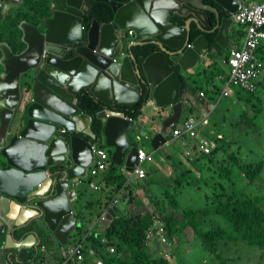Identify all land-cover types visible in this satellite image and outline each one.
Instances as JSON below:
<instances>
[{
  "label": "water",
  "instance_id": "1",
  "mask_svg": "<svg viewBox=\"0 0 264 264\" xmlns=\"http://www.w3.org/2000/svg\"><path fill=\"white\" fill-rule=\"evenodd\" d=\"M18 1L0 0V19L5 7ZM95 1L112 6L110 21L93 18L85 29L84 16L91 13L92 0H49L50 13L40 18L41 26L27 19L18 23L20 50L0 41V154L5 160L0 166V198L8 200L9 211L17 205L36 211L34 216H41L64 245L79 224L70 204L75 193L69 189L71 179L84 175L94 159L93 142L80 132L94 134L91 116L80 110L78 93L88 90L113 107L98 113L104 122L103 134L113 147L112 160L131 166L137 149L128 133L134 121L116 108L136 106L146 86L155 107L172 105L173 113L161 121L162 131L152 138L153 146L166 142L183 109L175 64L183 74L200 62L202 52L209 55L224 47L234 20L231 11L238 10L244 0ZM209 12L215 14L214 25ZM173 15L186 17L184 24L173 21ZM191 23L201 31L192 40ZM125 28L134 30L132 44L150 38L157 45L141 63L134 53L114 61L124 48L120 32ZM55 165H59L56 170H50ZM125 209L123 195L109 207L100 228ZM11 221L15 226L23 223L17 218ZM28 235L31 238L26 241H17L8 233L5 246L9 248L4 251L28 258L37 234Z\"/></svg>",
  "mask_w": 264,
  "mask_h": 264
},
{
  "label": "trees",
  "instance_id": "2",
  "mask_svg": "<svg viewBox=\"0 0 264 264\" xmlns=\"http://www.w3.org/2000/svg\"><path fill=\"white\" fill-rule=\"evenodd\" d=\"M23 5L27 11L29 10L28 12L25 11ZM49 8V0H23L21 8H13L9 10L3 21L2 28L4 30L11 31L13 25H15L16 28H13L15 32L11 34L12 36H17L20 29L18 23L22 19L30 20V15L35 16V14H31L34 11H37L40 15H46L49 13ZM113 15V8L109 3L106 1L93 0L91 13L85 17V27H89L93 18H97L100 21H110ZM174 19L180 24L184 22L183 18L175 17ZM199 32V29L192 24V38H194ZM210 43L215 44L213 37ZM156 49V44L150 40H145V42L141 44L132 45L129 51H132L135 54L138 62H142L148 54ZM232 49L233 45L226 43L224 47H219L218 52L211 53L209 55L222 54L224 57H227L231 54ZM220 68L226 76L229 75V70L225 64ZM180 76L182 79L180 94H182L190 88V83L188 82V74H181ZM23 84H26L25 81H23ZM147 96L148 91L146 86H144L142 99L136 106H120L116 109L125 111L127 115L133 118H138L142 114V108L147 101ZM236 96L239 97L247 107L252 109V116H248L246 111H242L244 120L250 124L252 129L259 127V122L255 119L264 113V92L248 93L238 88ZM226 100L227 99L223 100L221 106L224 105ZM78 104L80 110L91 116V126L94 134L85 135V137L92 140L94 143H101V145L104 146L100 138L104 128V122L98 116V113L107 107L106 104L88 90H81L78 93ZM252 133L254 136H257L255 132H250L246 134L247 137L251 136ZM185 138L186 140L183 145L188 149L191 144H194L197 140L196 137L189 138L187 135ZM226 139V137L222 140L218 138L216 139L218 142L217 149L219 150H214L212 154L203 153L197 154L196 156L191 154L193 165L199 172L201 171V176L199 177L195 187L205 189V192L207 190V205L203 208L193 209L189 212L184 210L178 214V205L172 200L171 203L173 209L165 211L163 205L157 202V208L156 210H153V212L163 217L171 236L183 232L186 226L191 225L208 248L213 251H215L214 247L216 244L221 240L236 242L243 241L264 250V189L262 190L259 188V193L250 194L249 191L245 190L242 186V177H244L247 182L252 183L248 185H259L260 183H264V159L260 158L261 160L256 162H241L238 159L239 155L237 153L232 151L229 152L225 149L227 145V141H225ZM172 146L173 154H170L171 156L175 155V157L178 158L180 162L178 169L181 174L185 176H191V174H194L193 168L190 165H187L180 156V148L175 145ZM195 147L197 148L196 145ZM216 153H224L225 158L234 160L235 167L238 170L236 179L231 178L229 174L226 173L230 169L228 166L229 163L225 165L227 161H225V163L219 161V158L216 157ZM58 166L59 165H55L54 167L57 168ZM110 168L111 179L109 180L108 185L113 186L114 191L124 188V192L127 196V204L129 205L134 201L135 197L132 195L129 186L125 185L127 178L119 171L120 166L114 163V161H111ZM221 178L226 180V182L219 180ZM91 179V177H88L86 183H89ZM180 185L183 186L184 183H181ZM228 186L230 193L229 191L227 192ZM151 212L152 211L145 209L143 213H140L137 216H131L130 213L125 212L123 215L114 216L111 222L104 229H93L94 233L99 234V237L94 238V236H92L91 242H94L95 245H100V238L106 237L110 243L114 244L116 247V252L112 254H107L105 256L101 253V256L104 257V262L102 264H172L174 262L172 257H154L151 255L148 246L144 244V232L148 224L151 222ZM210 213L219 215L220 224L214 222L210 228L204 229L203 224L206 223V221H204L203 216ZM36 217L40 218L37 225H26L25 229L27 232L34 231L39 235L40 240H38L39 244H36L37 248H33L30 256L26 259H20L15 252H7L6 254L9 259L17 264H42L41 243L46 242H43L44 229L42 227H45V225L41 216ZM181 217L185 220L183 225L180 221ZM37 226L40 227L41 230ZM86 231H88V229L85 228V225H79L76 228V232L78 234H83ZM46 239L49 244L50 239ZM59 244L62 246L61 243ZM64 261L65 259L61 260V262ZM64 264H70V262H65ZM71 264L88 263L86 261L78 262L76 260H71Z\"/></svg>",
  "mask_w": 264,
  "mask_h": 264
},
{
  "label": "crops",
  "instance_id": "3",
  "mask_svg": "<svg viewBox=\"0 0 264 264\" xmlns=\"http://www.w3.org/2000/svg\"><path fill=\"white\" fill-rule=\"evenodd\" d=\"M22 4H23V0L12 4L10 7H5L4 18L0 19V41H7L13 44L14 48L17 50H20L19 48L21 44H19V38L21 37L22 31L19 29L18 35L12 36L11 33L15 32L14 29L16 28V26L13 25L11 31L4 30L2 26H3V21L6 18L9 10L13 8L19 9L22 7ZM32 14L35 15L37 14L39 16L37 11L32 12ZM29 21L33 22L32 19H30ZM42 23L43 21L41 20L40 24L38 25L41 26ZM233 33H234V37L231 39V42L236 40L237 45L241 47V44L244 43L245 28L241 26V28L238 29L237 31L233 29ZM238 40H240V43L238 42ZM0 56H1V51H0ZM257 56L264 65V38L260 42V46L257 50ZM222 57H224L222 54L210 55L208 56V58L205 60L204 63H199L196 67L192 68L189 71L190 75L188 80L192 84V87L189 88V91L187 93L199 97L197 106L194 107L195 110L193 112V114L197 117L201 116L202 109H204L207 106V100L201 98L198 94V91L200 89H204L206 95L209 98L214 99L216 94V91L214 89L216 88V84H218L216 77L219 74H223V76L225 75L220 68L222 67V65L217 62V58H222ZM211 62L215 64L210 65ZM1 68L2 67L0 65V69ZM224 78L225 80H228V77H226V75ZM256 80H264V72L261 73ZM231 95L235 96V92L232 91ZM225 98L226 97H222L219 100L217 107L211 113V121H210V126L215 127L219 131L221 130L223 132H224L223 124L228 121L224 119V114L219 116L218 119H215V114ZM140 118L141 119L139 123V128L142 134H148L151 132L150 129H152L153 126H158L155 122L152 121V119L148 115H143ZM80 132L85 134H90L82 130H80ZM128 137L132 142L134 141L133 133H131ZM101 139L102 142L106 144L104 135H102ZM158 153H159V157L158 156L155 157V160L153 162H147L146 164L148 176L144 180L140 179L143 185L140 187L139 180L136 178L132 179V183H131L132 194L137 198L139 196H142V199L138 198L136 201L130 203L128 205V210L135 209L137 204L139 203H144L143 207L145 208L139 209L137 211H143L145 209L153 210L154 208H156L155 201H157L161 205H163L165 211H169L173 209L171 203V201L173 200L178 205L179 209H177V213L180 214V212L183 209V206L180 205L179 200L174 198V196L182 195L183 198H192L195 195V193L187 190V188L195 187V186L190 185L187 179L197 183L199 177L201 176V171L198 176L182 175L180 170L178 169V165L180 163L178 158L175 157V155L171 156V154L167 152L164 154V157L166 158L165 164L163 163L161 164V167H158V164L160 163L161 152L158 151ZM219 161L225 163L226 158L222 156L219 159ZM4 162L5 160L0 154V166H2ZM228 163L235 165L233 159H228L227 164ZM167 166H170V168H168ZM50 170H53V167H51ZM163 170H167V172ZM110 172L111 169H109L107 172H100L93 178V181L98 186V189L91 188L88 185V183L84 181L86 176L77 179L79 182L72 185L70 188L72 191L75 192L73 194L72 199L70 200V204L79 218V225H85L86 229L99 226L97 223V219L102 212V208L104 204L107 202V199L111 196L113 192L112 186L108 185V182L111 179ZM181 183H184V185L181 186L180 185ZM195 188L201 190L197 187ZM143 189L147 191L146 195ZM207 195L208 193L206 190L205 196ZM8 211H9L8 200L6 198H0V219L3 218L4 221L3 224L0 225V264H4L5 259L8 257L6 255V252L4 251L5 248L6 249L9 248L5 246L7 234L13 233L17 240L24 239L26 241L27 239L31 238V236L28 234L32 231L27 232L25 226L26 225L35 226L37 225V222L40 221V218L34 216V213L36 211L26 210L20 205H17L11 211L9 212ZM14 218H17V221H23V223L20 226H15L11 224L10 222H12L11 220H13ZM181 220L182 217L180 221ZM205 220H208V224L205 225V228H210L215 222V220L218 222L219 216L211 214L205 217ZM8 223L10 224L9 226ZM182 223L184 222L182 221ZM2 227H6V229L1 230ZM38 228L40 229V227ZM42 228L44 229V238L42 237L44 240L43 242L46 241L45 243L47 245L48 240L46 238L50 239V243L47 246L45 245V243H41L45 247L44 249L41 248L42 264H60L63 257L65 246L63 247L59 244L60 241L54 236L53 231L47 228L46 225L45 227ZM79 236L80 234H78L76 232V229L74 228L71 231L70 238L74 237L75 239ZM38 240H40L39 235L37 236L36 244L37 243L39 244ZM193 242L197 243V245L201 249V254L198 259H195L192 262L188 258V254L191 253L193 250L192 247ZM176 243H177L176 247L172 250V259L174 260L172 264H177V263L183 264V262H186L188 264L190 263L205 264L208 262L207 259H216V256L214 255L213 256L208 255L207 258H202L203 253L208 252L211 254V252L207 249V246L203 243L202 239L195 233V230L191 226L186 227L183 230V233L179 234L176 237ZM232 243L233 242L222 240L218 242L217 247L223 248L225 245H230ZM31 244L32 246L29 256L33 248H35V243H31ZM159 247L160 245L158 241L155 240L154 242H152L150 245L151 255L155 257L159 256L160 255Z\"/></svg>",
  "mask_w": 264,
  "mask_h": 264
},
{
  "label": "clouds",
  "instance_id": "4",
  "mask_svg": "<svg viewBox=\"0 0 264 264\" xmlns=\"http://www.w3.org/2000/svg\"><path fill=\"white\" fill-rule=\"evenodd\" d=\"M93 1V0H92ZM128 1V0H127ZM208 2L210 1V0H207ZM249 1H263V0H244L243 1V3H242V5H241V7L238 9V10H236L235 12H232L231 11V14L233 15V17H234V20H233V22H232V24L230 25V27H229V31H228V36H229V33L231 32V28L233 27V26H235V24L236 23H238V24H240L241 26H243L244 28H245V36H246V32H247V25L246 24H244V23H241V22H239V21H237L236 20V13L243 7V5L244 4H246L247 2H249ZM91 4H92V2H91ZM11 5V4H10ZM10 5L9 6H7V7H10ZM49 6H50V3H49ZM91 9H92V7H91ZM50 13V12H49ZM48 13V14H49ZM48 14H46L45 16H42V17H46ZM211 14H214L213 12H209V15H210V19H211ZM215 15V14H214ZM85 16H88V15H85ZM85 16H84V28L85 29H88V28H86L85 27ZM175 17H178V18H183L184 19V21H185V19H186V17H180V16H178V15H173V17H172V20L173 21H175V22H177L174 18ZM4 18V17H3ZM2 18V19H3ZM28 20V19H27ZM39 21H40V19H37V22H35V21H33L34 23H36V24H39ZM211 21H212V19H211ZM91 23V22H90ZM177 23H179V22H177ZM212 23H213V21H212ZM180 24V23H179ZM184 24V22L181 24V25H183ZM192 24H194V23H191V30H192ZM195 25V24H194ZM213 25H214V23H213ZM89 26H90V24H89ZM196 26V25H195ZM263 28H264V26H263ZM21 30V29H20ZM200 31V30H199ZM134 33V30L132 29V28H125V29H123L121 32H120V35L121 36H123L124 38H125V45H124V48L118 53V54H116L117 55V59L118 60H116V58L114 59V61L115 62H119V60H121L124 56H126V55H128L129 53H133L132 51L130 52L129 51V49L131 48V46L132 45H136V44H132V42H133V38H132V34ZM201 33V31L197 34V35H199ZM231 33H233V30H232V32ZM196 35V36H197ZM242 35V34H241ZM240 35V36H241ZM195 36V37H196ZM194 37V38H195ZM194 38H192V36H191V40L192 39H194ZM264 37H262L261 39H260V41H259V46H260V42H261V40L263 39ZM145 40H151L150 38H147V39H145ZM227 43H230L231 44V37L229 38L228 37V41H227ZM211 45H214V44H211ZM259 48V47H258ZM258 50V49H257ZM257 50H255V54H256V56H257ZM231 55V54H230ZM230 55L229 56H227V57H222L221 58V62H220V64L221 65H226V67H227V69L229 70V75L228 76H226V77H228V80H225V75L223 76V74H219L217 77H216V79H217V83L218 84H216V88L214 89L215 91H216V94H215V97H214V99H211V98H209L207 95H206V93H205V90L204 89H200L199 91H198V94H199V96L201 97V98H204V99H206L207 100V106L204 108V109H202V111H201V116L200 117H197V116H195L194 114H193V112H194V107L195 106H197V103H198V100H199V97L198 96H194V95H192V94H190V93H187L188 91H189V89L188 90H186L184 93H182V94H180V98H181V100H182V103H183V109H182V114H181V117L179 118V120L171 127V130L169 131V133H168V135L166 136V138H167V140H166V142H161L159 145H157V146H153L152 145V138L154 137V135L156 134V133H158V132H161L162 131V125H161V121L163 120V119H165V118H167L168 116H170L171 114H166L165 112H161V114H160V116L159 117H156V116H154L152 113H151V102H150V100H148L147 99V101H146V103H145V112L143 113V114H141L138 118H133V117H131V116H129L128 115V117L129 118H131L133 121H134V123H133V126H132V128H131V130L129 131V133H128V136L131 134V133H133V136H134V141L132 142L130 139H129V137H128V140H129V142H130V144L131 145H133V146H135L136 147V158H135V162L131 165V166H128L125 162H122V164H117V165H119L120 166V168H119V171L121 172V173H123L124 175H125V177L127 178V180H126V184L125 185H127V186H129V188H130V190H131V183H132V179L133 178H136V179H138L139 180V182H140V184H139V186L141 187L143 184H142V182H141V180L140 179H142V180H144L147 176H148V173H147V166H146V164H147V162H153L154 160H155V157H159V153H158V151H160L161 152V155H160V163L158 164V167H161V164H165V162H166V158L164 157V154L167 152V153H171V154H173V146L172 145H175V146H178L179 148H180V156L183 158V160H184V162L187 164V163H189V164H187V165H190L192 168H193V170H194V174H192L191 176H198L199 175V171L195 168V166L193 165V159H191V157H192V155H187L186 154V150H189V152L191 153V154H193V156H196L197 154H203L200 150H198V148H196L195 147V145H196V142H194V144H191V146H190V148L188 149V148H186L184 145H183V143L185 142V140H186V138H185V136L184 137H181V136H176L175 134H174V130H175V128L176 127H178V126H181L182 127V125H183V123H184V121L187 119V118H189V117H193L195 120H196V122L198 123V130H199V133H202V134H204V135H206L207 137H209L210 139H212L213 141H215L216 142V146L214 147V149L212 150V152L217 148V145H218V142H217V138L218 139H220V140H222L224 137H226L221 131H219L218 129H216V128H214V127H212V126H210V121H211V113L213 112V110L217 107V105H218V103H219V100L222 98V97H226L225 99H227L228 101H230L231 99H233V95H231V93H229V94H225V90H226V86L228 85V82H229V78H230V66H229V58H230ZM208 56H210V55H206V54H204L203 52H202V55H201V60H200V62H198L194 67H196L199 63H204L205 62V60L208 58ZM113 57H115V56H113ZM258 57V56H257ZM259 58V57H258ZM144 60V59H143ZM142 60V61H143ZM138 62V61H137ZM138 63H141V62H138ZM212 64H215V63H212L211 62V64L210 65H212ZM177 64H175V68H176V72L178 73V75L180 76L182 73H180L179 72V66H178V68H177ZM193 67V68H194ZM192 68H190V69H188L187 71H185L184 73H183V75H185V74H188V75H190V73H189V71L191 70ZM224 73V72H223ZM225 74V73H224ZM180 78H181V76H180ZM182 80V79H181ZM188 82H189V80H188ZM190 83V82H189ZM256 83H257V87L258 86H260L261 88H264V80H256ZM190 85V88L192 87V84L190 83L189 84ZM23 86H25L26 87V84H23ZM180 86H181V83H180ZM232 88H233V85H232ZM238 90V88H235V97H237L236 96V91ZM245 92H248V93H257L256 92V90H254V91H248V90H244ZM186 93V94H185ZM143 96V95H142ZM238 99H237V101L238 102H241L243 105H245L241 100H240V98L239 97H237ZM264 104V103H263ZM149 105V107L147 108V106ZM107 107L105 108V109H109V108H113V107H110V106H108V105H106ZM244 109H242V111H243ZM248 110H250V112L248 113L247 112V114H248V116H252V109L251 108H249L248 107ZM242 111H241V118H242V121L243 122H245V123H247L248 125H250L248 122H246L245 120H244V115L242 114ZM245 111V110H244ZM125 112V111H124ZM126 113V112H125ZM127 114V113H126ZM143 115H148L151 119H152V121L153 122H155L158 126H153L152 127V129H150V133H148V134H142L141 133V131H140V128H139V123H140V117H142ZM164 116V117H163ZM103 121V120H102ZM61 132H65V130H64V128H62L61 130H60ZM213 131H215V132H213ZM81 134L82 135H91V134H85V133H82L81 132ZM219 134H221V136H219ZM102 135H104L103 134V132H102ZM102 135H101V137H102ZM100 137V138H101ZM89 141H92V140H89ZM101 141H102V139H101ZM93 142V141H92ZM105 142H106V138H105ZM103 144H104V146H102L101 145V143L100 144H97V143H92V148H93V154H94V159L89 163V165L87 166V168H86V173L84 174V175H80V176H76V177H74V178H72L71 179V182H72V185H74V184H76V183H78L79 181L77 180V179H79L80 177H84V176H86V178H85V182H86V180H87V178L88 177H91L92 179H91V181L88 183V185L91 187V188H93V189H98V186L95 184V182L93 181V178L98 174V173H100V172H107L109 169H111L110 168V166H111V161H113L112 160V153H113V147H111V146H109L107 143L105 144L104 142H102ZM148 145H149V147H148ZM111 147V148H109V147ZM143 149V151L145 152V154H146V157L144 158V160L143 161H140V159H139V149ZM98 150H103L104 152H105V154H106V157L104 158V160L106 161V163H107V166H106V168L104 169V170H100V171H98L96 174H92L91 173V169L94 167V165H95V163H96V161L98 160V159H100V157H99V154H98ZM111 151V152H110ZM212 152L211 153H204V154H212ZM222 152H224V151H222ZM224 157H225V155H223ZM239 159V158H238ZM115 163V162H114ZM138 167H140V168H142L143 169V171H144V174L143 175H140L137 171H136V169L138 168ZM168 168H170V166H167ZM53 170L55 171L56 170V168L53 166ZM163 171H166L167 172V170H163ZM48 175H49V173H47ZM187 181H188V183L190 184V185H192V186H196V183L195 182H192V181H190L189 179H187ZM71 185V186H72ZM138 185V184H137ZM71 186L69 187V189L71 188ZM109 186H111V185H109ZM112 189H113V186H112ZM71 190V189H70ZM144 191H145V195H146V193H147V191L145 190V189H143ZM131 192H132V190H131ZM123 195H125L126 196V193L124 192V188H122V189H119V190H116V191H114L113 190V192H112V194H111V196L107 199V202L104 204V206H103V208H102V212H101V214L99 215V217H98V219H97V223H98V225L99 226H96V227H92V228H90V229H88V231H86L85 233H81L80 234V236L79 237H77V238H75L74 239V237H69V241L67 242V244H62V246L64 247L65 246V249H64V252H63V257H62V259H65V261L64 262H61L60 264H64L65 262H70V264H71V260H76V261H78V262H82V261H86L88 264H99V263H97V262H95V261H93L92 259H91V257H90V255L88 254V251L86 250V248L88 247V246H94L96 249H98L99 250V248L101 249V252H100V257H101V259H102V262H101V264L104 262V257L103 256H101V253H103L105 256L107 255V254H112V253H114V252H116V247H115V245L114 244H112V243H110V241L108 240V238H106V237H101L100 238V245L98 244V245H95L94 244V242H91V237L92 236H94V238H97V237H99V234H96V233H94V231H93V229H98V230H102V229H104V228H100V226H101V223H102V220L105 218V214L107 213V211H108V209H109V207L111 206V205H114V204H116L120 199H121V197L123 196ZM133 195V194H132ZM134 196V195H133ZM139 196V195H138ZM135 197V196H134ZM111 198V199H110ZM138 198H140V199H142V196H139ZM137 197H135V199H134V201H136L137 199H138ZM174 198H176L177 199V196L175 195L174 196ZM205 198H206V202H205V204H204V206H202V207H194V209H199V208H203V207H205L206 205H207V202H208V198H207V196H205ZM133 201V202H134ZM132 203V202H131ZM141 204H143V203H139V204H137V206L138 205H141ZM155 204H157V201H155ZM137 206H136V208L135 209H131V210H128V204H127V196H126V209H125V212H128V213H130V215L131 216H137V215H139L140 213H143L144 212V210L143 211H137V210H139V209H137ZM157 206V205H156ZM157 208V207H156ZM156 208H154L153 210H156ZM184 208V210H186V208L187 207H183ZM144 209V208H143ZM153 210H150V211H152L151 212V222L148 224V226H147V228L145 229V232H144V244L146 245V246H148V249H149V251H150V245H151V243L152 242H154L155 240L156 241H158V243H159V245H160V247H159V253H160V255L159 256H165V257H172V250L176 247V245H177V243H176V237L179 235V234H181V233H183V232H180V233H178V234H175V235H170L169 234V231H168V229H167V227H166V223H165V220L163 219V217L162 216H160L159 214H157V213H155V212H153ZM184 210H182V212L184 211ZM74 211V210H73ZM124 212V213H125ZM75 213V212H74ZM211 214H214V215H216L215 213H210V214H208V215H205V216H203V218H204V221H206V223H204L203 224V228L204 229H208V228H205V225L206 224H208V220H205V217H207V216H209V215H211ZM75 215H76V213H75ZM77 216V215H76ZM158 217V219L163 223V226H164V236H165V238H166V241H163L162 240V238H161V236L159 235V234H157V233H155L151 238H148L147 237V232H148V229L150 228V227H152V225H153V222H154V219H153V217ZM219 216V215H218ZM77 218H78V216H77ZM113 219V218H112ZM78 220H79V218H78ZM182 221L183 222H185V220L183 219V217H182V220H181V223H182ZM111 222V221H110ZM215 222L217 223V224H220V222H219V220H218V222L215 220ZM1 224H3V223H1ZM0 224V225H1ZM184 223H182V225H183ZM10 224L8 223V226H9ZM46 225V224H45ZM78 226H79V224H78ZM188 226H191V225H188ZM188 226H186V227H188ZM185 227V228H186ZM192 227V226H191ZM6 228V227H5ZM48 228V227H47ZM77 227H75V229H76ZM193 228V227H192ZM194 229V228H193ZM196 233V232H195ZM197 234V233H196ZM198 235V234H197ZM199 236V235H198ZM200 237V236H199ZM201 238V237H200ZM85 240L86 241V245H85V249L83 250V252H84V256H83V258L82 259H79L77 256H74V257H68L67 256V254H66V250H67V248H68V246L70 245V244H72V243H74V242H77V241H80V240ZM202 239V238H201ZM17 241H21L20 239L19 240H17ZM23 241V240H22ZM203 241V240H202ZM222 241V240H221ZM224 241V240H223ZM103 243V244H102ZM203 243H204V241H203ZM233 243H235V242H233ZM205 244V243H204ZM218 244V243H217ZM217 244H216V246L214 247L215 249L217 248ZM46 245V244H45ZM206 245V244H205ZM231 245H235V244H230L229 246L231 247ZM113 247L112 249L110 248V247ZM207 246V245H206ZM225 247V246H224ZM224 247L222 248V249H224ZM207 249L214 255V256H216V259H221V260H223L225 257L224 256H221L219 253H216L215 251H213V250H211V249H209L208 248V246H207ZM213 252H215V253H213ZM7 254V253H6ZM218 255H220V256H218ZM155 257V256H154ZM8 258V257H7ZM221 264H223L222 262H221Z\"/></svg>",
  "mask_w": 264,
  "mask_h": 264
},
{
  "label": "built area",
  "instance_id": "5",
  "mask_svg": "<svg viewBox=\"0 0 264 264\" xmlns=\"http://www.w3.org/2000/svg\"><path fill=\"white\" fill-rule=\"evenodd\" d=\"M236 20L247 25V32L244 38V43L241 47L237 45V41L231 42L233 49L229 58L230 66V78L228 85L226 86L225 94L231 93L230 87L233 85V91L235 88H240L242 90L254 91L257 88L256 79L264 72V65L259 60L255 54V50L259 47V41L264 37V0L263 1H249L243 5V7L236 13ZM176 136H188L189 138L196 137V146L198 150L202 153H211L216 142L207 137L206 135L199 133L198 123L193 117L187 118L182 127L178 126L174 130ZM187 155H191L189 150L185 151ZM100 159H98L91 169L92 174H96L100 170H104L107 166L104 158L106 154L103 150H98ZM146 157L143 149H139V159L143 161ZM136 171L143 175L144 171L142 168L138 167ZM154 222L152 227L148 229L147 237L151 238L155 233L159 234L163 241H166L164 236V226L163 223L158 219V217H153ZM2 227L1 230H5ZM86 241L80 240L70 244L66 250L68 257L77 256L82 259L84 256L83 250L85 249ZM44 249V245H41ZM113 248L112 246L110 247ZM91 259L99 264H101L102 259L100 257L101 249H96L94 246H88L86 248ZM4 264H17L11 259L6 258Z\"/></svg>",
  "mask_w": 264,
  "mask_h": 264
},
{
  "label": "rangeland",
  "instance_id": "6",
  "mask_svg": "<svg viewBox=\"0 0 264 264\" xmlns=\"http://www.w3.org/2000/svg\"><path fill=\"white\" fill-rule=\"evenodd\" d=\"M23 8L26 10L25 6L23 5ZM29 11V10H28ZM27 11V12H28ZM32 14V13H31ZM31 19L35 22H37V19L34 15H30ZM241 28V25L236 23L234 30L237 31ZM234 37V33H231V39ZM240 43V40H238ZM217 62H221V58H217ZM26 90V87L23 86ZM230 90H234L232 87H230ZM231 91V92H232ZM257 93H263L264 88H261L258 86L256 88ZM26 91L24 92V94ZM237 97H233L230 101L226 100L223 106L219 107L215 114V119H218L219 116L224 114V119L228 122H225L223 124L224 132L221 131L225 136L227 141L226 150L235 152L239 155V160L241 162H256L261 160L260 158L264 159V113L257 117L255 120L259 122V127H256L255 129H252L250 125L242 121L241 118V111L244 109L246 112H250L248 110V107L246 105H243L241 102L237 101ZM164 117V116H163ZM215 128V127H214ZM217 129V128H216ZM255 132L257 136H254L253 133L251 136L247 137V133ZM221 136V134H219ZM149 147V145H148ZM219 150V149H215ZM224 155V153H216V157L219 159ZM226 161H228V158H226ZM227 163H225L226 165ZM230 169L227 174L233 179L237 178L238 170L236 169L235 165H231L229 163L228 165ZM264 174V172H263ZM192 175V174H191ZM224 182L223 178L219 179ZM242 186L245 190L249 191L250 194L259 193V188L264 189V183H260L259 185H248L252 184L251 182H247L244 177H242ZM187 190L194 192L195 195L192 198H183L182 195L177 196V199L179 200V203L183 207L186 208V212H189L194 209V207H201L204 206L206 202L205 198V189L198 190L195 187H188ZM230 189L229 186L227 187V192ZM144 204V203H143ZM142 205H138L137 209H143ZM168 204V203H167ZM156 205V204H155ZM184 210V208L182 209ZM235 242L231 245H225L224 249L221 247H217L215 249V252H218L221 256H224L225 258L223 260L221 259H207V263L205 264H264V250L255 246L247 244L243 241H230ZM193 250L191 253L188 254V258L193 262L195 259H198L201 254V249L197 245V243H192ZM37 247L35 246V249ZM208 255H212L211 253H203L202 258H207ZM179 264V263H177ZM183 264H188L186 262H183ZM191 264V263H190Z\"/></svg>",
  "mask_w": 264,
  "mask_h": 264
},
{
  "label": "flooded vegetation",
  "instance_id": "7",
  "mask_svg": "<svg viewBox=\"0 0 264 264\" xmlns=\"http://www.w3.org/2000/svg\"><path fill=\"white\" fill-rule=\"evenodd\" d=\"M121 1H123V0H121ZM12 5V4H11ZM10 5V6H11ZM219 15H220V17H223L224 15H225V13L222 11V10H220L219 11ZM42 16H45V15H40L39 14V16L36 14L35 15V17H36V19H40ZM86 17V16H85ZM211 19H212V21H213V23L215 24V15L214 14H211ZM234 27V26H233ZM231 28V32H232V30L234 29V28ZM231 32L229 33V38L231 37ZM212 37H213V34H209V38H210V41H211V39H212ZM148 91V90H147ZM147 99H148V96H147ZM149 100V99H148ZM151 103V113L154 115V116H156V117H159L160 116V114H161V112H165L166 114H171V113H173V109H172V105L171 104H169V105H160V106H158V107H155V100L154 99H152L151 101H150ZM145 112V105L143 106V108H142V114Z\"/></svg>",
  "mask_w": 264,
  "mask_h": 264
}]
</instances>
